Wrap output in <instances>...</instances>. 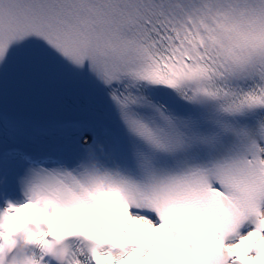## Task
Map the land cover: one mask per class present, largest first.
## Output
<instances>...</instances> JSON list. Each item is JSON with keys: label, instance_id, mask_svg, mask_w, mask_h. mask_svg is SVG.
<instances>
[{"label": "snow or ice", "instance_id": "6c2138e0", "mask_svg": "<svg viewBox=\"0 0 264 264\" xmlns=\"http://www.w3.org/2000/svg\"><path fill=\"white\" fill-rule=\"evenodd\" d=\"M0 264H264V0H0Z\"/></svg>", "mask_w": 264, "mask_h": 264}]
</instances>
